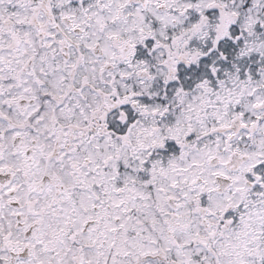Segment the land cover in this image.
Segmentation results:
<instances>
[{
  "label": "flooded vegetation",
  "instance_id": "obj_1",
  "mask_svg": "<svg viewBox=\"0 0 264 264\" xmlns=\"http://www.w3.org/2000/svg\"><path fill=\"white\" fill-rule=\"evenodd\" d=\"M263 35L264 0H0V264H264ZM217 64L251 84L187 135Z\"/></svg>",
  "mask_w": 264,
  "mask_h": 264
},
{
  "label": "rangeland",
  "instance_id": "obj_2",
  "mask_svg": "<svg viewBox=\"0 0 264 264\" xmlns=\"http://www.w3.org/2000/svg\"><path fill=\"white\" fill-rule=\"evenodd\" d=\"M257 38L259 41L264 40V35L261 38ZM248 52L250 54L254 52L255 57L258 58L263 56V47H261L260 44H257L255 48L249 49ZM247 55L248 54L243 56L240 55V57L242 59ZM257 65L261 64L256 62V67ZM201 68L205 69V71L204 73L201 72L200 75H196L192 71V66L187 68V90H193L191 92H187V115L185 117V119L187 118V132H189L190 128H194L195 122L200 125V123H205V120L213 122L218 120L221 111H223L225 114L228 112L221 109L220 100L224 99L225 95L228 94H233V98H235L237 93L235 89H243L247 86V84H251V82L244 78L243 72H239L237 70H235L236 72L233 74L232 79L226 82L227 66L222 64L208 65V70L204 65H201ZM259 73L263 72L259 71ZM227 88L230 89V91L225 93V89ZM195 91L197 92L195 93ZM229 99L231 100V96H229ZM232 104L234 105H229V102L225 103V105H228V109L236 105L234 102ZM247 110L248 109L246 106L243 107V105H240L241 113H244ZM210 127L207 128L206 131H208ZM199 135L203 134L201 133Z\"/></svg>",
  "mask_w": 264,
  "mask_h": 264
}]
</instances>
